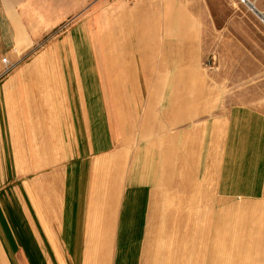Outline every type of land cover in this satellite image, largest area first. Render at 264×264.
I'll list each match as a JSON object with an SVG mask.
<instances>
[{"label":"rangeland","instance_id":"obj_1","mask_svg":"<svg viewBox=\"0 0 264 264\" xmlns=\"http://www.w3.org/2000/svg\"><path fill=\"white\" fill-rule=\"evenodd\" d=\"M250 1L264 11V0ZM62 4L72 13L27 59L70 36L89 42L93 89L104 90L114 125L158 126L144 138L139 131L130 149L138 176L153 181L143 264L261 263L264 126L225 124L234 110L252 112L258 125L264 118V24L237 0ZM223 176L256 193L222 194Z\"/></svg>","mask_w":264,"mask_h":264},{"label":"crops","instance_id":"obj_2","mask_svg":"<svg viewBox=\"0 0 264 264\" xmlns=\"http://www.w3.org/2000/svg\"><path fill=\"white\" fill-rule=\"evenodd\" d=\"M62 2L0 0V71L2 58L15 65L0 82V264H143L153 181L138 176L130 149L158 126L114 125L104 90L93 89L89 42L70 36L27 59L72 13ZM81 32L89 39V23ZM254 117L234 110L225 126H264ZM229 177L222 194L256 193Z\"/></svg>","mask_w":264,"mask_h":264},{"label":"built area","instance_id":"obj_3","mask_svg":"<svg viewBox=\"0 0 264 264\" xmlns=\"http://www.w3.org/2000/svg\"><path fill=\"white\" fill-rule=\"evenodd\" d=\"M238 1V3H240V4H247V3H250V0H237ZM255 8V7H254ZM256 9V8H255ZM1 62H2V64H3V68H2V70L0 71V78L2 77V76H4V75H6V74H8L10 71H12L13 70V68L15 67V65L14 64H12V63H9L8 61H7V59L6 58H2V60H1Z\"/></svg>","mask_w":264,"mask_h":264},{"label":"bare ground","instance_id":"obj_4","mask_svg":"<svg viewBox=\"0 0 264 264\" xmlns=\"http://www.w3.org/2000/svg\"><path fill=\"white\" fill-rule=\"evenodd\" d=\"M246 5L249 7V9H250L251 11H253L257 16H259L260 19L264 22V17L262 16L263 14L259 13V12L257 11V9L254 8V7H255V6H254V3H247Z\"/></svg>","mask_w":264,"mask_h":264}]
</instances>
